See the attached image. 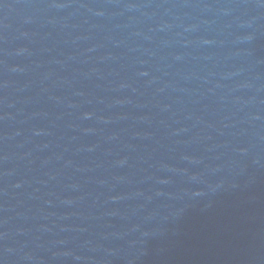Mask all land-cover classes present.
<instances>
[{"label":"water","instance_id":"95a60500","mask_svg":"<svg viewBox=\"0 0 264 264\" xmlns=\"http://www.w3.org/2000/svg\"><path fill=\"white\" fill-rule=\"evenodd\" d=\"M0 264H264V0H0Z\"/></svg>","mask_w":264,"mask_h":264}]
</instances>
